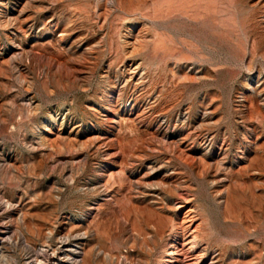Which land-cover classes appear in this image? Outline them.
<instances>
[{"label":"rangeland","instance_id":"rangeland-1","mask_svg":"<svg viewBox=\"0 0 264 264\" xmlns=\"http://www.w3.org/2000/svg\"><path fill=\"white\" fill-rule=\"evenodd\" d=\"M129 29L143 70L124 86ZM189 209L201 264H264V0H0V225L37 251L92 235V264H170ZM34 255L11 243L4 264Z\"/></svg>","mask_w":264,"mask_h":264},{"label":"bare ground","instance_id":"bare-ground-1","mask_svg":"<svg viewBox=\"0 0 264 264\" xmlns=\"http://www.w3.org/2000/svg\"><path fill=\"white\" fill-rule=\"evenodd\" d=\"M29 30L36 32L35 25H30ZM141 40H144L143 34L139 31L137 33H132L130 29L122 36L121 47L123 55L131 60L127 66H125V69H123L124 71L122 70L123 74L121 73L122 84H124V86L129 83L135 85L141 83L142 75H140V73L143 70L142 66L137 61L132 60L143 54L142 46L140 45ZM24 54L29 61L27 69L33 71L34 65L37 62V55L44 56L43 44L38 43V45L36 44L29 47V49H25ZM41 67H45L43 62H41ZM51 72H53V77L57 78V71L52 69ZM63 79L66 82L70 81L81 91H86L87 89V84L84 81H78L76 78L70 80L67 77H63ZM101 79L109 86L117 87V83L111 75L107 73L103 74ZM29 87L30 85L28 84L27 88ZM37 111L38 104L34 98H31L29 102V112L36 114ZM49 121L56 124L58 119L50 117ZM42 125L43 127L39 128L38 146L47 149V139L44 135L46 132V125L44 123H42ZM189 166H191V164ZM6 204L14 206V210L16 211V219L14 220H21V224L27 225V213L22 209L21 200H18L15 204L14 202L6 200ZM180 208L182 209L183 207L180 206ZM192 213L193 212L189 209V211L187 210L186 213L183 214V222L181 224L179 223L180 225L178 224L179 226L174 229L173 241L165 247L164 254L166 255L167 262L170 264H201L206 257V250L200 246L205 238L203 232L204 229L197 225L192 218ZM92 238V235L88 234H85L82 237L79 235L76 236L71 230H69L67 233L58 237L59 245L54 246L51 244L50 236L41 235V239L44 242L41 247L42 249L37 251L31 242L27 240H18V238L12 233L11 227H3L0 225V264H4L8 259L11 243L18 242L29 249H33L35 252L33 259L30 262L26 261L25 264H92V261L102 255L101 251L97 249V245H93ZM77 252L81 254V259H78L79 253ZM185 255H188L189 257L187 262L179 259L181 256Z\"/></svg>","mask_w":264,"mask_h":264}]
</instances>
